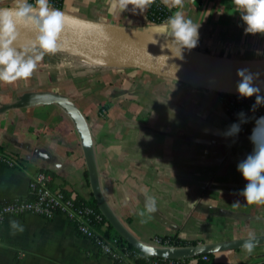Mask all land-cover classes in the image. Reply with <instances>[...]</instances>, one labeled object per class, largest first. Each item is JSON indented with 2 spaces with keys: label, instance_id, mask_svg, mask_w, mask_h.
I'll list each match as a JSON object with an SVG mask.
<instances>
[{
  "label": "crops",
  "instance_id": "1",
  "mask_svg": "<svg viewBox=\"0 0 264 264\" xmlns=\"http://www.w3.org/2000/svg\"><path fill=\"white\" fill-rule=\"evenodd\" d=\"M13 2L0 0V7ZM108 8L109 0H63L59 10L155 34L162 24L151 22L148 10L133 12L129 5L112 14ZM183 11L200 24L195 50L218 56L226 53L219 49L264 55V35L245 34L246 25L232 0H185ZM39 92L60 95L62 101L25 99ZM221 95L121 67L36 79L30 85L21 80L0 83V154L6 158L0 160V201L27 197L40 170L53 174L57 187L91 201L82 140L86 126L102 197L142 245L173 252L176 248L158 240L178 238L205 246L247 239L249 231L264 236V205H248L239 194L247 181L237 164L252 152L253 144L241 132L223 135L233 121ZM8 159L18 165L11 166ZM146 197L156 198L157 211L141 217ZM237 200L240 204L234 206ZM11 221H18L23 231L13 230ZM1 236L0 264H113L91 240L78 236L63 215L53 220L8 218ZM199 262L189 259V264ZM208 264H264V245L251 254L244 248L214 253Z\"/></svg>",
  "mask_w": 264,
  "mask_h": 264
},
{
  "label": "clouds",
  "instance_id": "2",
  "mask_svg": "<svg viewBox=\"0 0 264 264\" xmlns=\"http://www.w3.org/2000/svg\"><path fill=\"white\" fill-rule=\"evenodd\" d=\"M156 0H109V13H122L132 6L133 12L144 13ZM169 9H177L166 21L157 26V36L165 43L161 45L162 52L166 49L171 55L161 54L152 56L155 59H183L185 50H192L198 46L200 24L195 23L183 11L185 0H162ZM239 10L240 18L246 27L245 34L264 35V0H232ZM65 14L51 6L49 0H14L11 6L0 7V83L14 84L20 80L30 79L38 69L45 55H55L62 51L58 43L66 20ZM100 28L102 26L97 25ZM21 29L33 34L27 43L17 46ZM239 80L237 92L242 98L255 97L251 111L264 106V95L261 86L256 85L259 73H253L248 68H239L236 72ZM239 123H233L223 134L225 137H235L241 131V125L248 122L245 113H238ZM257 128L249 137L253 150L245 159L237 164V171L247 181L240 195L248 205H264V117L256 120ZM127 203V200L125 201ZM240 201L234 202L238 206ZM157 211L156 198L146 197L144 210L138 213L144 217ZM13 230L23 231L18 221H11ZM257 246L255 232L249 231L242 247L251 254ZM145 255H154L156 249L145 245L142 249Z\"/></svg>",
  "mask_w": 264,
  "mask_h": 264
},
{
  "label": "water",
  "instance_id": "3",
  "mask_svg": "<svg viewBox=\"0 0 264 264\" xmlns=\"http://www.w3.org/2000/svg\"><path fill=\"white\" fill-rule=\"evenodd\" d=\"M65 16L68 19L66 20L64 29H69L81 34L86 39L105 50L120 63L119 66L115 67L138 69L191 86L216 90L221 94L239 95L236 89L239 77L236 74L195 65L175 58L168 60L155 59L154 57L161 55V53L137 43L124 34L125 31H134L158 37L155 33L144 32L136 29H127L105 23L86 21L68 14H65ZM97 25L102 27L98 28L96 27ZM158 38L162 39L161 37ZM149 53L154 57L150 56ZM259 74V79L255 81V83L256 85L261 86V95H264V72H259ZM25 99L43 104L59 103L62 101V97L60 95L51 92L31 93L28 94ZM82 140L93 195L97 201L100 211L103 213L108 222L115 228V230L129 244L144 253L142 250L144 245L131 236V234L119 223L102 197L95 175L94 157L86 126H84L83 129ZM244 240L245 239H240L220 244L175 249L173 252L156 250L155 254L151 256L175 260L214 254L217 252L234 251L243 249L242 244ZM259 245H264V236L257 237V246Z\"/></svg>",
  "mask_w": 264,
  "mask_h": 264
},
{
  "label": "built area",
  "instance_id": "4",
  "mask_svg": "<svg viewBox=\"0 0 264 264\" xmlns=\"http://www.w3.org/2000/svg\"><path fill=\"white\" fill-rule=\"evenodd\" d=\"M51 6L60 9L63 0H49ZM156 13L150 19L153 23H163L169 16L171 10L156 0L151 6ZM149 7V8H151ZM148 8V10H149ZM149 16V14H148ZM227 95L221 98V103L226 115L233 123H239L238 113L243 112L248 117V122L241 125V133L251 136L257 128L256 120L264 117V106H259L253 112L252 105L255 97L242 98L239 95ZM264 131V130H262ZM0 160L6 158L0 154ZM11 166L18 164L8 159ZM51 177L43 172H38L32 178L29 185V194L25 198H10L0 201V243L2 242L1 229L8 218H22L29 215L53 220L63 215L74 228L78 236L91 240L100 255L112 260L113 264H189L184 259H162L144 257L141 254L122 247L118 240H110L103 235L105 227V216L89 204V201L77 199L60 189H52ZM160 244H169L170 241L158 240ZM142 260V261H141ZM203 262H209L207 256L202 257Z\"/></svg>",
  "mask_w": 264,
  "mask_h": 264
},
{
  "label": "bare ground",
  "instance_id": "5",
  "mask_svg": "<svg viewBox=\"0 0 264 264\" xmlns=\"http://www.w3.org/2000/svg\"><path fill=\"white\" fill-rule=\"evenodd\" d=\"M124 34L149 49L161 54L171 55L166 49L162 52L161 45L165 43L163 39L134 31H125ZM32 37V33L21 29V35L17 42V46L27 43ZM58 43L61 45L62 51L58 52L57 55L64 58L63 66L66 69L91 70L120 65L109 53L75 31L63 29L59 36ZM243 59L210 55L200 50L192 49L185 50L182 61L231 74H236L239 68H248L253 73L264 72V57L254 60Z\"/></svg>",
  "mask_w": 264,
  "mask_h": 264
},
{
  "label": "trees",
  "instance_id": "6",
  "mask_svg": "<svg viewBox=\"0 0 264 264\" xmlns=\"http://www.w3.org/2000/svg\"><path fill=\"white\" fill-rule=\"evenodd\" d=\"M156 13L154 7H151L149 8L148 10V14H149V17L152 19L153 16ZM151 33V32H150ZM26 97V96H25ZM223 97H227V95L225 94H222L221 95V98ZM2 152L1 148H0V153ZM40 172H43V173H46L47 175H50L51 176V182H50V186L52 189H60L62 191H64L66 194L70 195V196H75L77 199H81L80 197L74 195V192H69L61 187H57L54 183V179H55V176L46 171H43V170H40ZM86 176H87V179L88 181L90 182V176H89V172L87 171L86 172ZM89 204L94 207L97 211L101 212L99 207H98V204H97V201L95 199V197L93 196L91 201H89ZM105 226L107 227L106 230H102L103 232V235L110 239V240H118L119 244L122 246V247H126L128 250L130 251H133V252H136L138 254H141L142 256L144 257H150V258H156V257H153V256H148V255H145V253L139 251L138 249H136L133 245L129 244L116 230L115 228L108 222V220L105 218ZM166 246V244H164ZM169 247H174L176 249H184V248H190V247H197L198 246V241H192V242H189V241H185V240H180L178 238H172L169 242V244H167ZM213 255L214 254H207V255H201V256H197V257H190V258H198L200 259V262L199 264H208L209 262H203L202 261V257L203 256H207L209 259H210V262L213 258ZM190 258H186V259H190ZM142 261V260H141Z\"/></svg>",
  "mask_w": 264,
  "mask_h": 264
},
{
  "label": "rangeland",
  "instance_id": "7",
  "mask_svg": "<svg viewBox=\"0 0 264 264\" xmlns=\"http://www.w3.org/2000/svg\"><path fill=\"white\" fill-rule=\"evenodd\" d=\"M226 47H231L230 45H226ZM219 50H225L226 53L221 54L219 56L227 57V58H233V59H243V60H254V59H260L263 58L264 55H247L245 53H232L229 49H219ZM263 56V57H262ZM249 58V59H248ZM45 63V64H44ZM64 58L61 56L55 55H45L44 60L40 62L38 69L34 72L33 76L30 79L27 80H21L23 83H27L30 85V82H34L36 79H46L52 80L54 78H60V76L72 74L77 75L80 73H85L86 69H66L64 68ZM29 82V83H28ZM46 86L43 85V88ZM15 94V93H14ZM12 94V95H14ZM159 246V245H158ZM162 245L159 246L160 249H162Z\"/></svg>",
  "mask_w": 264,
  "mask_h": 264
}]
</instances>
